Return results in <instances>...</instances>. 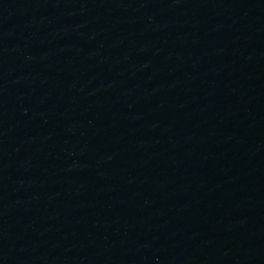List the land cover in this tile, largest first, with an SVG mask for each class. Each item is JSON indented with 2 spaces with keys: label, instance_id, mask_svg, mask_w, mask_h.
Returning a JSON list of instances; mask_svg holds the SVG:
<instances>
[{
  "label": "water",
  "instance_id": "1",
  "mask_svg": "<svg viewBox=\"0 0 264 264\" xmlns=\"http://www.w3.org/2000/svg\"><path fill=\"white\" fill-rule=\"evenodd\" d=\"M0 264H264V0H0Z\"/></svg>",
  "mask_w": 264,
  "mask_h": 264
}]
</instances>
